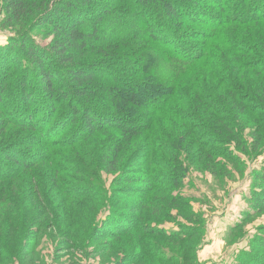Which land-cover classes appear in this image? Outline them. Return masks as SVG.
Wrapping results in <instances>:
<instances>
[{
	"label": "trees",
	"instance_id": "trees-1",
	"mask_svg": "<svg viewBox=\"0 0 264 264\" xmlns=\"http://www.w3.org/2000/svg\"><path fill=\"white\" fill-rule=\"evenodd\" d=\"M2 1L8 29L15 37L6 46H0V111L4 118L0 134L9 120L38 132L43 138L37 144L46 156H37L39 162L32 161L20 143L0 149V174L5 172L1 171L3 166L6 170L0 175V181L16 179L21 172L29 174L36 165L51 159L48 162L54 167L48 181L55 186L64 184L65 180L59 179L61 169L54 161L56 157L58 161V156L53 154L55 147L76 146L99 134L111 136L105 140V146H101L100 163H106L108 172L119 169L125 173L127 167L118 168L120 154L125 152L126 155L134 149L138 137L146 140L145 145L138 146L144 145L140 153L143 158L150 150L161 151L160 146L164 144L159 145L156 139L165 133L167 109L173 103L193 107L195 113L190 116L182 115L180 110L173 113L177 122L171 127L182 132L178 143L174 148L171 146L178 162L174 167L180 175L162 177L152 171L145 173L144 189L138 188V191L147 198L160 188L161 182L180 187L186 169L177 153L184 149L188 138L201 137L205 151L212 155L215 143L231 144L236 140L241 144V127L245 122L241 120L240 125L237 116L253 113L264 126V117L260 116L264 114V92L241 94L233 77L235 72L244 76L242 68L247 72L264 71V0ZM60 19L68 22L64 25ZM33 33L52 36V44L44 47L37 44ZM89 53L96 54L98 59L82 64L74 62ZM205 70L216 82L229 86L234 98L241 101L242 113L235 114L225 109L223 102L217 103L214 97H211L214 101L208 97L215 95L205 81L208 76L203 79L204 73H208ZM233 83L237 85L235 89L231 88ZM228 101L234 105L232 97ZM104 103L108 107L102 106L106 109L101 110L99 106ZM147 109L156 111L154 118L149 117L145 124L138 118L135 120L136 114L147 113ZM202 116L211 120L206 121ZM200 128L207 129V135L212 134V138L195 131ZM223 128L229 137H225ZM113 131L121 132L120 137H112ZM208 137L213 143L205 141ZM152 141L158 145L152 146ZM138 158L132 159L135 162ZM123 179L127 183L135 181L128 176ZM34 183L46 186L45 179L34 180ZM6 190L4 187L0 191V204L12 199L11 191ZM254 204L263 209L264 194L261 199L255 198ZM10 213L6 208L1 212L0 220L4 219L7 225ZM112 213L120 217L118 219L126 216L116 209ZM23 216L27 221L25 211ZM128 220L130 217L124 224ZM140 222L137 217L133 226L116 230L115 235L139 227ZM11 229L7 226L6 234L2 235L5 248L0 251V261L5 260L6 253L10 254L7 240L16 242ZM189 232L192 237L196 236L195 231ZM177 234L180 233L166 235L162 232L160 235L177 238Z\"/></svg>",
	"mask_w": 264,
	"mask_h": 264
},
{
	"label": "rangeland",
	"instance_id": "rangeland-1",
	"mask_svg": "<svg viewBox=\"0 0 264 264\" xmlns=\"http://www.w3.org/2000/svg\"><path fill=\"white\" fill-rule=\"evenodd\" d=\"M4 8L0 0V46H6L15 37V33L8 29ZM60 22L65 25L68 21ZM32 36L43 47L53 41L52 36L40 33H33ZM77 59L74 62L82 64L98 57L89 53L86 58ZM227 59L230 61L228 56ZM242 71L244 76L237 72L233 74L241 94L263 93L264 71L247 72L244 68ZM208 73H204L203 79L208 76L205 81L209 83L211 94L215 95L208 97H214L217 103L223 102L225 109L235 114L242 113L241 101L234 98L235 94H231L229 86L216 82ZM234 83L233 89L237 86ZM226 94L232 97L234 105L228 101ZM211 100L214 101L213 98ZM145 103L148 108L147 100ZM186 104L189 102L186 101ZM102 106L108 107L104 103L99 106L101 110L106 109ZM169 109L165 118V133L159 134L156 139L159 145L164 144L160 146L161 151L150 150V154L143 158L140 153L146 140L138 137L135 148L128 152L126 149V155L124 152L118 158V168H128L125 173L119 169L118 172H108L106 163H100L101 146H105V140L111 136L102 137L99 134L83 142L84 145H64L55 147L56 151L52 150L58 156V161L57 157L54 161L61 169L58 171L59 179L61 182V179L65 180L64 184L55 186L48 181L54 167L48 162L51 159L36 165L29 174L21 172L16 179L0 181V191L5 187L7 192L11 191L9 195L12 197L9 202L0 204V216L4 208L11 212L8 225L4 219L0 220V251L5 248L2 235L6 234L7 226L9 229L12 227V237L16 241L9 243L7 240V249L11 251L6 253L5 260L0 264H252L254 260L264 264V208L254 204V199H261L264 194V126L260 125L261 120L253 113L237 116L240 125L241 120L245 122L241 127V144L232 137L235 142L231 144L215 143L212 155L205 151L201 137L194 135L188 138L184 149L177 153L186 169V177L180 187H173L168 181L161 182L160 188L146 198L138 191V188L144 189L145 173L152 171L162 177L180 175L174 167L178 162L171 146L174 148V144L178 143L182 132L171 127L177 122L173 113L180 110L186 116L195 112L193 107L189 109L177 103ZM154 113L157 114L156 111ZM154 113L151 109L147 113L136 114L135 120L138 118L141 124H145ZM2 114L1 110L0 124L4 120ZM260 116L264 117V114ZM202 118L211 120L210 117ZM214 120L215 126L217 121ZM9 122L0 134V149L20 143L32 161L39 162L37 156H46L37 144L42 135ZM195 131L206 137L212 135H207L205 128ZM110 134L117 138L121 132ZM223 134L229 137L224 128ZM204 139L213 143L209 137ZM140 143L144 145L138 147ZM151 143L152 146L158 145L154 141ZM135 157L141 159L134 162L132 158ZM1 171L6 173L5 166ZM124 176L135 181L127 183ZM32 178L38 182L45 179L46 186L35 185ZM113 209L131 220L124 224L126 218L115 217ZM24 211L28 215L27 221L24 220ZM137 217L141 219L139 227L134 224L136 228H128L115 235L116 230L123 231V227L133 226ZM181 226L182 232L178 230ZM190 230L195 231L196 236L192 237ZM162 232L166 235L180 234L171 238L160 235ZM257 235L261 237L257 238ZM28 242L32 244L23 246Z\"/></svg>",
	"mask_w": 264,
	"mask_h": 264
}]
</instances>
